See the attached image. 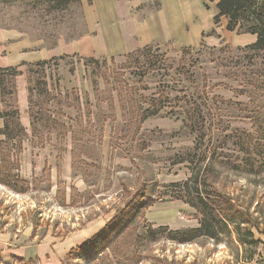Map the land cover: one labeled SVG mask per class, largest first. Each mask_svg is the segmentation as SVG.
Instances as JSON below:
<instances>
[{"label": "rangeland", "instance_id": "obj_1", "mask_svg": "<svg viewBox=\"0 0 264 264\" xmlns=\"http://www.w3.org/2000/svg\"><path fill=\"white\" fill-rule=\"evenodd\" d=\"M189 1L200 12H182L181 0L171 20L158 28L161 38L150 44L155 54L166 58L165 65L172 66L162 72L138 69L137 59L128 53L64 54L43 67H17L28 84L27 127L21 117L19 75L14 95L7 93L11 82L7 89L0 86V128L6 120L3 112L14 110L25 128L12 139L0 134V264H264V171L237 172L233 166L243 156L237 150L242 142L226 137L245 130L253 133V146L264 145V52L237 50L248 44V37L228 30L225 16L215 22V0ZM93 2L0 0V27L55 46L59 38L71 41L88 33ZM131 5L135 18L143 20L170 3L131 0ZM215 47L232 51H211ZM185 49L192 52L184 54ZM139 60L144 65V59ZM161 79L170 85L160 87ZM173 87L172 96L186 94L178 90L188 88L202 104L205 140H211L212 148L227 144L219 149L230 154L215 158L216 184L228 186L225 190L249 204L253 239L240 242V233L233 232L215 241L197 233L193 241L183 243L169 236L170 230L199 225L196 209L171 197V184L191 174L190 163L177 160L179 154L187 157L196 133L182 117L166 116L172 107L143 121L132 111L136 119L130 126L129 101L133 99L139 112L149 106L143 95ZM217 95L219 99L212 100ZM262 148H254L260 161ZM223 159L230 166L223 167ZM145 192L155 203L146 210L135 206L133 227L112 238L98 235Z\"/></svg>", "mask_w": 264, "mask_h": 264}, {"label": "trees", "instance_id": "obj_2", "mask_svg": "<svg viewBox=\"0 0 264 264\" xmlns=\"http://www.w3.org/2000/svg\"><path fill=\"white\" fill-rule=\"evenodd\" d=\"M205 1L211 2L214 0ZM216 6L218 8V13L215 16L216 23L219 22L222 16H225L228 20V30H237L238 33H251L257 35L255 42L249 43L243 47L240 46L237 50H250L254 54L264 52V0H218ZM215 49L219 51H232V49L228 47H215L211 48V51ZM200 51L202 50L200 49L196 52ZM189 52H192V49H185L184 54ZM128 56H133V58L137 59L135 67H138V69L141 70H143V67L147 66V69L150 71L162 72V69L172 67L165 65L166 58H164L162 54H155L153 45H147L143 48L134 50L128 53ZM142 58L144 59V65L141 60L138 61V59ZM90 60L97 62L99 59L90 58ZM46 63L47 60L36 62L34 64L43 67ZM185 67L187 66L185 65ZM21 73V70L15 66L0 67V86L4 85V89H7L6 83L11 82V90L7 91V93L14 95L16 93L15 78ZM160 81V87H168L170 85L167 79H161ZM195 82L196 80H194V83ZM253 83V81L249 82V84ZM125 85L130 84L125 82ZM130 87L131 89H138L137 87L134 88V85H130ZM146 87L147 86H145V88ZM30 90H32V88H30ZM173 90L176 89L174 87L171 88V90L165 91L159 89L155 94L149 96L143 95L144 99L148 101L149 106L144 109L141 108V110L139 109V112L132 106L133 99L129 101L133 109L131 110L129 118L130 126L134 124V119H136V114L132 115V111L133 113L139 114L140 117L138 119L143 121L150 117L159 116L165 108L172 107V109L170 108L171 110L166 113V116L171 115L176 116L177 118L182 117L184 125L196 133L195 145L190 149L191 151L187 153V157H185L184 154H179V159L177 160V162L188 161L190 163L191 174L185 181L173 182L171 184L174 191L173 194H171V197L173 199L181 200L196 209L199 215V225L196 227L170 230L169 236L172 239H176L183 243L193 241L196 238L197 233L212 238L215 241H220L223 237L230 236L233 232L240 233L238 236L240 242L253 239V232L250 230V227L253 224H249L251 221V218H249V204L241 201L239 202L238 198H235L234 195L227 191L228 186H225V189H227L225 190L222 186L216 184L218 175H215L217 169L215 166V158L217 155L227 156L230 154L226 151L220 152L219 149V147H226L227 144H224L225 146L212 148L213 145L209 144L211 140L209 139L208 142L205 140L207 136V120L202 110V104L198 102L195 94L188 91V88L178 90L179 92L183 91L182 93L187 92L180 96H172L171 93ZM198 97H202V95L198 93ZM218 99L219 96L217 95L212 100ZM120 100L122 103H125L123 96H120ZM29 103L31 105L30 113L32 116L33 101L31 93L29 95ZM17 113V110L12 111L11 113L3 112L6 120L4 126L0 128V134H5L8 139L15 138L19 132L21 134L25 132V128L21 124ZM210 118L211 121L214 122V116L210 114ZM135 123H137V121H135ZM226 137H239V140L242 142V144H237L236 141L234 142L238 145L237 150L241 155L243 154L241 161L235 163L233 166L237 172L251 175L259 174L264 171L263 152H258V154L261 153L263 156L261 161L256 158L254 153V148H258V150L260 148L263 149L262 146L264 147V145L258 143V146V144L256 145L255 143L256 146H253L255 140L253 133L236 129ZM241 155H239V158ZM220 163L223 167L230 166V162L226 159H223ZM154 203L155 199L152 197V194L145 192L141 195L140 200L133 199L131 204L128 205L129 209L124 212L119 211V213L106 224L98 235L102 234L112 238L123 228L130 226L133 227L135 206L146 210ZM131 230H133V228H131ZM110 234H112L111 237L109 236Z\"/></svg>", "mask_w": 264, "mask_h": 264}, {"label": "crops", "instance_id": "obj_3", "mask_svg": "<svg viewBox=\"0 0 264 264\" xmlns=\"http://www.w3.org/2000/svg\"><path fill=\"white\" fill-rule=\"evenodd\" d=\"M134 1L145 3L149 0ZM168 1L169 7L167 5L165 9L152 13L148 18L137 20L132 14L131 0H94L87 18L88 33L71 41L59 38L55 46L45 44L42 38L32 39L15 29L0 27V67L15 66L22 70L25 64L64 54H80L86 57L120 56L143 48L161 38L158 28L171 20V11L179 10L182 6L179 4L181 0ZM182 1H185L182 12L190 15L200 12L199 7L192 8L189 0ZM245 35L248 37V44L257 39L256 34ZM17 90L22 122L27 127L28 84L24 75L17 77ZM43 251L46 253L47 249Z\"/></svg>", "mask_w": 264, "mask_h": 264}]
</instances>
